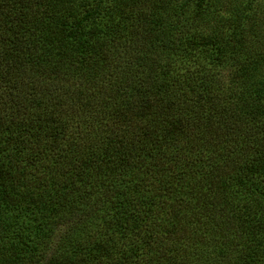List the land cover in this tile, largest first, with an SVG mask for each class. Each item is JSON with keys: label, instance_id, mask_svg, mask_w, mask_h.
<instances>
[{"label": "trees", "instance_id": "1", "mask_svg": "<svg viewBox=\"0 0 264 264\" xmlns=\"http://www.w3.org/2000/svg\"><path fill=\"white\" fill-rule=\"evenodd\" d=\"M0 264H264V0H0Z\"/></svg>", "mask_w": 264, "mask_h": 264}]
</instances>
